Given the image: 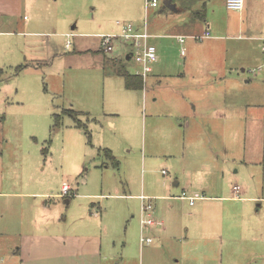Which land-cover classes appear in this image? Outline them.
I'll list each match as a JSON object with an SVG mask.
<instances>
[{"label":"rangeland","instance_id":"obj_1","mask_svg":"<svg viewBox=\"0 0 264 264\" xmlns=\"http://www.w3.org/2000/svg\"><path fill=\"white\" fill-rule=\"evenodd\" d=\"M144 1L26 0L29 8L24 9L19 20L22 22L24 16L30 17L31 21L40 22V27H37L39 31L53 34V61L48 66H39L38 71L29 69L18 73L16 66L23 61L7 62L9 55L2 52L10 44V39L1 48L0 68L6 72L0 77V180L3 166L5 176L15 177V180H10L14 182H5L4 191L16 193L22 189L17 183L20 180L16 178L22 172L21 165L18 161H6L17 158L14 156L23 137L27 138L23 145L30 142L32 146L42 149V164L37 171L51 175L54 187L63 180L78 187V180L84 178L90 181L93 178L103 182L104 192L123 191L126 184L132 193H142L144 184L147 188L145 192H151L152 188H161L166 181L172 183L177 167L182 175L186 170L192 173L194 162L211 160L216 153L230 163L240 162L235 148H230L226 153L218 141L210 144L208 126L196 121L206 114L201 109L193 112V100L205 96L219 98L230 87L221 78L214 81L208 79L207 84L205 81L202 86L198 85L202 72L191 61L195 44L193 39H187L185 44L189 49L186 58L181 56V46L174 38L153 40L158 60L152 64V72L146 78L147 93L144 89L126 90L117 82L110 85V77L106 80V74L111 76L113 73L112 65L108 64L112 62L111 58L122 57L130 72L138 73L140 70L134 60L125 61L124 55L130 47L121 41L114 42L113 52L103 50L101 53L98 50L103 36L119 35L121 30L118 31L117 27L121 25L118 22H132V10L136 11V16L141 15L142 20L145 18ZM159 1L157 9L164 2ZM39 48L42 51L43 47H36L38 53ZM87 49H94L95 55L85 52ZM37 52L33 53L35 57L39 56ZM29 53L32 54V49ZM118 54L122 56L119 58ZM96 55L106 57L108 62L101 70L91 67ZM142 91L147 96L143 104L138 98ZM123 92L133 99L121 104ZM44 101L49 103L46 105ZM64 109L82 112L79 117L88 125L87 132L78 128L75 119ZM108 109L117 111V114L110 115ZM155 111L176 114L184 125L191 122V126L185 128L187 145L183 156H168L167 150L163 149L164 125L157 122L160 125L151 128L148 118ZM56 115H60L59 120ZM114 122L116 126L112 125ZM209 145L216 147V152ZM238 145H241L240 141ZM105 147H113L120 161L119 168L103 155L102 149ZM177 162L180 163L176 165ZM182 164H186V170ZM44 167L46 169L42 172ZM165 170H170L168 175L163 174ZM255 171H260L258 189L264 195V162L255 167ZM248 183L252 182L248 180ZM3 189L0 186V191ZM17 196L9 194L0 197V225L5 204L20 200ZM103 201L112 216L111 208L118 207L120 200L109 198ZM129 202L136 212H140L138 200L130 199ZM171 202L175 200H157V207L161 204L167 214L165 221L168 229L165 237L162 231L155 233L162 239L158 238L153 247H147L145 243L141 249L139 216L135 213H131L127 221L114 229V235L119 239L116 240L117 246L126 243V248L123 247L120 254H115L114 264H264V202L258 199L249 202V205L244 203V214L236 215L229 225L226 217L225 224L210 225V214H199L197 206L182 205L174 210V214L173 209L167 213L168 208L164 205ZM175 203L178 204L177 201ZM259 203H262V207L257 211ZM216 206L217 203H205V210L202 211L211 213ZM132 215H136V218ZM219 229H224L222 235L227 232L228 237L224 235L222 240L214 237L216 233L219 234ZM18 242V236L11 234L3 238L0 234V258L9 259L11 249L17 247Z\"/></svg>","mask_w":264,"mask_h":264},{"label":"crops","instance_id":"obj_2","mask_svg":"<svg viewBox=\"0 0 264 264\" xmlns=\"http://www.w3.org/2000/svg\"><path fill=\"white\" fill-rule=\"evenodd\" d=\"M159 6L148 9L144 6L143 20L141 15L136 16V11L132 10L133 13L130 14L132 23L137 29H146L151 34L152 44L157 38H174L181 46V56L184 58L189 52L185 46L187 39L195 41L191 61L202 72L198 85L202 86L205 81L207 84L208 79L214 81L221 78L230 87L219 98L216 96L195 98L193 112L201 109L206 114L198 117L196 121L208 126L210 144L214 140L218 141L226 153L230 148H235L239 153L240 162L230 163L229 160L220 157V153H216L211 160L194 162L192 173L186 170V164H182L186 170L184 175L177 167L176 177L172 183L166 181L161 188L156 190L152 188L151 192H145L147 190L145 184L142 186V193H132L128 184L123 191L104 192L103 182L93 178L90 181L84 178L76 181L78 187L64 180L54 187L51 175L37 171L42 164V149L39 146H32L30 142L23 145L27 139L23 137L22 144L19 143L20 146L17 148L19 151L17 150L14 156L17 158L6 161V163L18 161L22 167L21 174L16 177L20 180L17 182L22 188L20 192L4 191L5 182L15 180V177L5 176V168L2 167L0 186L3 190L0 191V197L14 194L18 195L20 200L6 203L2 211L1 236L3 238H8L11 234L18 236L19 242L17 247L11 249L9 259L0 258V264H114L115 254H120L123 247L126 248L125 242L124 245L120 243L119 247L117 246L116 240L119 239H116L114 229L127 221L131 213L139 216L141 249L146 245L141 241V207L140 212H136L129 202L130 199H136L142 206L141 195L150 197L152 202L155 201L153 203L155 217L161 221V224L146 230L151 232L147 234L154 239L153 242L147 243V247H153L158 238L162 239V236H155L156 232H164L165 237L168 229L165 221L167 214L161 204L157 207V200L177 201L178 204L171 202L164 205L168 208L167 213L173 209V214L174 210L180 209L182 205L197 206L199 214L203 216L210 214V225L225 224L226 218L227 225L232 224L236 215L244 214V203L256 202L258 199L264 202L263 192L258 189L260 171H255V167L264 162V0H245L241 11L229 9L226 0H171V7L167 6L164 0L161 8L157 9ZM28 8L26 0H0V51L10 39V44L2 49L5 55H9L7 62L23 61L16 67L24 65L22 71L29 69L38 71L39 66H48L53 61V34L39 31L37 27H40L38 25L40 22L31 21L30 17L24 16L25 20L22 22L19 20L24 9ZM213 8L221 10L214 11ZM117 29L122 30V26H118ZM207 31L210 32L208 37L202 39L192 37L204 35ZM179 36L191 37H187L182 43ZM38 46L43 47L42 51L39 48L40 53L35 51ZM184 47L186 54L183 55ZM31 49L32 54H28ZM100 49L101 46L98 52L103 53ZM34 52L41 58L35 57ZM85 52L94 54L95 50L87 49ZM121 56L118 54L119 58ZM124 59L129 60L125 56ZM92 60L94 64L91 67L100 70L108 63L106 57L99 55L94 56ZM107 79L111 81L110 85H116L117 82L118 86H124L126 90L139 91L128 89L124 78L119 75L106 74ZM145 91L147 93L144 88ZM144 92L142 91L138 97L141 104L147 98ZM121 94L124 96L121 97V104L133 99L124 92ZM44 102L46 105L49 103ZM108 112L110 115L117 114L113 109ZM187 117L188 115L185 116ZM148 118L151 128L160 123L164 125L162 146L167 150V155L183 156L187 145L185 128L190 127L191 122L184 125L180 121V116L157 111ZM112 125L116 126V122ZM239 141L241 145H238ZM208 147L215 151L216 147L213 145ZM105 148L111 149L116 156L113 147ZM225 152L223 153L226 154ZM236 166L238 169H235ZM45 169L46 167L42 172ZM165 171L167 174L164 172L163 174L168 175L170 170ZM247 179L252 183H248ZM65 185L71 187L67 195L63 191ZM237 186L238 192L235 191ZM183 195L196 198L191 202ZM109 198L120 200L118 207L115 206L116 210L115 207L111 208L112 216L103 201ZM211 202L217 203L212 209L213 212L202 211L205 210V203ZM262 203L258 204L257 211L262 207ZM136 215L132 216L136 218ZM136 223L138 224V220ZM223 230L219 229V234L213 236H218L221 240L224 235L228 237L227 232L222 235ZM116 250L119 251L115 252ZM124 256L126 257L125 252Z\"/></svg>","mask_w":264,"mask_h":264},{"label":"built area","instance_id":"obj_3","mask_svg":"<svg viewBox=\"0 0 264 264\" xmlns=\"http://www.w3.org/2000/svg\"><path fill=\"white\" fill-rule=\"evenodd\" d=\"M159 5V0H145V7L147 9L150 7H158ZM226 5L229 9L241 11L244 8L245 0H226ZM118 24L122 26L120 34L118 36H103L101 47L105 52L109 53L113 52L115 41H121L123 45L129 46L130 50L124 56L125 58L129 56V59H132L139 64L140 70L138 71V74L146 81V78L152 72V64L158 60L157 47L150 42L151 34L146 29H137L132 22H118ZM209 35L210 32L207 31L204 35H192V37L202 39ZM187 37L191 36H179V40L184 43ZM182 54H186L185 47L182 49ZM164 173L167 174L166 171H164ZM70 188V185L64 186L63 191L66 195L69 193ZM238 189V186L235 187L236 192H238ZM183 197L191 200V202L196 198L194 196L185 195H183ZM140 198L142 200L140 220L142 229L141 241L143 243H151L154 239L146 233V230L161 224V221L155 217V208L151 198L146 195H141Z\"/></svg>","mask_w":264,"mask_h":264},{"label":"trees","instance_id":"obj_4","mask_svg":"<svg viewBox=\"0 0 264 264\" xmlns=\"http://www.w3.org/2000/svg\"><path fill=\"white\" fill-rule=\"evenodd\" d=\"M101 50L103 51V49H101ZM111 61L112 62H110V63L112 65L111 68H112L113 74L123 77L125 80V85L128 89L141 90V89L145 88L146 82H145L144 78L139 74H133L132 72H130L128 70L126 64L122 60V58H120V59L112 58ZM24 68H25L24 65H20L16 68V71L19 73ZM5 72L6 71L3 68H0V77H2ZM64 112L70 114L75 119L78 128L84 129L85 132H87V126L88 125L86 124V122H83L79 117V114H81L82 112H79V111H76L73 109H64ZM56 119L59 120L60 115H56ZM102 152H103V155L107 157V160L113 166H115L116 168H119L120 161L117 159V157L114 155V153L111 149L104 148V149H102Z\"/></svg>","mask_w":264,"mask_h":264},{"label":"water","instance_id":"obj_5","mask_svg":"<svg viewBox=\"0 0 264 264\" xmlns=\"http://www.w3.org/2000/svg\"><path fill=\"white\" fill-rule=\"evenodd\" d=\"M165 4L169 7H171V0H165ZM173 6V5H172ZM127 59H129V56H127Z\"/></svg>","mask_w":264,"mask_h":264}]
</instances>
